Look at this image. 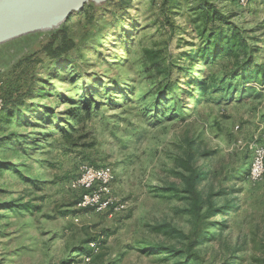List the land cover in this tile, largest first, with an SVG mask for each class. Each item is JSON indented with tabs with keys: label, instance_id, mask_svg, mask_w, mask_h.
Here are the masks:
<instances>
[{
	"label": "rangeland",
	"instance_id": "1",
	"mask_svg": "<svg viewBox=\"0 0 264 264\" xmlns=\"http://www.w3.org/2000/svg\"><path fill=\"white\" fill-rule=\"evenodd\" d=\"M213 1L232 22L252 30L250 43L259 47L256 59L264 63V0H249L246 5ZM129 10L132 16L99 36L100 51L90 55L95 64L88 70L136 76V98L120 107L104 105L86 121L89 135L80 144L92 146L70 151L45 144L27 155L0 152V158L12 160L18 170L0 168V264H224L236 258L240 264H264V174L257 181L247 174L230 180L239 166L249 169L251 146L264 145V81L256 73L243 96L235 94L220 103L211 96L190 100L188 111L180 93L178 103L172 95L160 109H146L153 98L142 101L147 84L138 77L137 67L127 64L139 45L156 43L187 62L180 54L200 39L185 8L172 15L176 24L172 34L151 0H134ZM71 20L85 22L83 16ZM64 22L0 43L1 96L14 94L24 84L29 65L20 64V59L39 50L48 31ZM75 29L78 35L80 26ZM129 40L134 43L128 49ZM53 101L57 108L65 106ZM17 129L31 128L10 126ZM84 161L112 167L111 190L125 208L78 207L79 191L70 189L69 181ZM190 164L204 174L187 191L192 180L185 167ZM10 200L12 207L1 208ZM26 202L34 206L24 209ZM227 203L235 206L232 212L238 211L211 213ZM170 227L174 231L165 232ZM205 230L215 235L194 245ZM96 237L101 240L98 247L87 244ZM154 243L182 251L146 250ZM81 246L93 248V255H84Z\"/></svg>",
	"mask_w": 264,
	"mask_h": 264
},
{
	"label": "trees",
	"instance_id": "2",
	"mask_svg": "<svg viewBox=\"0 0 264 264\" xmlns=\"http://www.w3.org/2000/svg\"><path fill=\"white\" fill-rule=\"evenodd\" d=\"M133 2L134 0H106L85 4L81 9L73 11L63 24L49 30L48 39L39 50L20 59V64L29 65V77L16 88L14 94L4 97V107L0 112L1 153L27 155L32 152L30 150L45 144L70 151L78 146H92L93 144L86 142L80 144L89 135L86 121L104 105L120 107L136 98V76L106 75L88 70L89 66L95 64L90 55L100 51L99 36L109 27L121 23L124 17L130 16L132 13L129 8ZM151 2L163 17V27L168 26L171 34L176 28L172 15L177 9H187L191 13L189 19L200 43L180 54L189 59L187 62L178 61L168 48L156 43L139 45L134 52L136 57L127 64L135 65L138 77L143 78L147 84V90L141 94L142 101L146 103V99L153 98L151 105L146 104V109H160L172 95L178 103L176 96L180 93L181 98L178 97L187 101L181 105L188 111L190 100L199 101L211 96V99L220 103L235 94L243 96L256 73L264 81V63H259L256 59L259 47L250 43L252 30L232 22L213 0ZM74 16H83L85 22L71 20ZM78 25L79 36L74 32ZM133 43L129 40L125 46L129 49ZM216 66L219 70L214 72L213 68ZM49 99L50 103L47 101ZM51 99L65 106L57 108L53 104L55 101L51 102ZM165 113L164 111L163 115ZM11 125L31 129L10 130ZM0 168L18 171L15 169L16 163L4 157L0 158ZM185 169L191 174L192 182L187 190L191 191L198 180L203 178L204 172L196 171L191 164ZM246 174L249 176V169L239 166L230 180ZM5 203L7 205L1 208L12 207V200L1 205ZM32 206L34 204L26 202L23 208L29 210ZM231 208L235 206L227 203L214 207L211 213L230 215L238 211L232 212ZM220 224L215 223L209 229ZM173 231L174 228L171 227L165 229L167 233ZM205 231L207 233L201 234L194 245L201 243L208 234L215 235L211 230ZM90 239L87 244L94 243L98 247L101 243L99 237ZM146 250L154 253L182 251L158 243L149 244ZM79 251L92 256L94 249L81 246ZM239 260L240 258H236L224 264H240Z\"/></svg>",
	"mask_w": 264,
	"mask_h": 264
},
{
	"label": "built area",
	"instance_id": "3",
	"mask_svg": "<svg viewBox=\"0 0 264 264\" xmlns=\"http://www.w3.org/2000/svg\"><path fill=\"white\" fill-rule=\"evenodd\" d=\"M239 5H246L249 0H237ZM4 107V97L0 95V112ZM251 164L249 178L257 181L264 174V145L253 144L251 146ZM115 174L109 165H94L82 162L77 174L69 181L72 190L79 191L78 207L89 208L96 211L121 210L126 204L117 200L111 190V183ZM95 247L94 243H90Z\"/></svg>",
	"mask_w": 264,
	"mask_h": 264
},
{
	"label": "water",
	"instance_id": "4",
	"mask_svg": "<svg viewBox=\"0 0 264 264\" xmlns=\"http://www.w3.org/2000/svg\"><path fill=\"white\" fill-rule=\"evenodd\" d=\"M104 1L106 0H0V43L44 28L43 24L12 28L13 24L11 23L21 16H36L38 13H43L45 16L61 15L57 20L60 22V20H66L73 11L81 9L89 2L101 3ZM51 24L46 25L52 27Z\"/></svg>",
	"mask_w": 264,
	"mask_h": 264
},
{
	"label": "bare ground",
	"instance_id": "5",
	"mask_svg": "<svg viewBox=\"0 0 264 264\" xmlns=\"http://www.w3.org/2000/svg\"><path fill=\"white\" fill-rule=\"evenodd\" d=\"M61 15H50V16H45L43 13H38L36 16H21L15 21H13V26L12 28L16 27H22V26H29V25H42V27H48L46 24H51L57 22L59 20ZM51 22V23H49ZM10 26V25H9ZM11 26L9 28H11Z\"/></svg>",
	"mask_w": 264,
	"mask_h": 264
}]
</instances>
